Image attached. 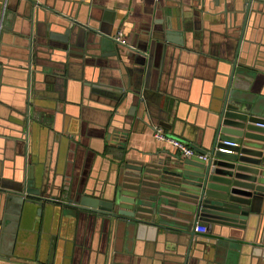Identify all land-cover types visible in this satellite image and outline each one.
<instances>
[{
  "label": "crops",
  "instance_id": "1",
  "mask_svg": "<svg viewBox=\"0 0 264 264\" xmlns=\"http://www.w3.org/2000/svg\"><path fill=\"white\" fill-rule=\"evenodd\" d=\"M34 1L0 0V264H264V207L219 259L210 231L137 237L62 204L110 201L123 155L182 156L156 126L209 150L233 69L264 96V0ZM30 166L59 201L40 213L6 192Z\"/></svg>",
  "mask_w": 264,
  "mask_h": 264
},
{
  "label": "water",
  "instance_id": "2",
  "mask_svg": "<svg viewBox=\"0 0 264 264\" xmlns=\"http://www.w3.org/2000/svg\"><path fill=\"white\" fill-rule=\"evenodd\" d=\"M27 1L42 7L34 0ZM100 36L103 52L112 53L113 45H121L110 36ZM255 74L246 68L233 69L219 106L212 146L209 150L191 146L208 156V162L169 151L157 152L148 160H131L123 155L110 201L84 196L62 204L97 213L137 237L145 233L152 237L188 233L190 228L194 236L193 227L199 221L207 225L208 233L219 238L212 244L216 258H230L237 241L226 238L230 231L224 229L246 230L251 218L264 207V96L253 91ZM32 169L30 166L20 190L6 191L8 199L19 204L21 213L26 206H36L40 213L59 202L35 187Z\"/></svg>",
  "mask_w": 264,
  "mask_h": 264
},
{
  "label": "built area",
  "instance_id": "3",
  "mask_svg": "<svg viewBox=\"0 0 264 264\" xmlns=\"http://www.w3.org/2000/svg\"><path fill=\"white\" fill-rule=\"evenodd\" d=\"M116 39L120 40L117 37H116ZM121 43L126 44V41L122 40ZM154 137L157 141L165 143V144L175 148L178 152H180V154H182V156L184 158H197L203 162L209 161L208 156L199 154L191 146H189L187 143H185L181 140L172 138L171 136H169L166 133L165 129L161 126H156L154 128ZM223 144L227 145V146H235V144L229 143V142H225ZM216 150L221 151V152H225V153H232L230 150L224 149V148H217ZM193 232L196 235H206L208 233V229H207L206 225L197 221L194 224Z\"/></svg>",
  "mask_w": 264,
  "mask_h": 264
}]
</instances>
